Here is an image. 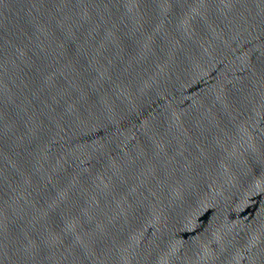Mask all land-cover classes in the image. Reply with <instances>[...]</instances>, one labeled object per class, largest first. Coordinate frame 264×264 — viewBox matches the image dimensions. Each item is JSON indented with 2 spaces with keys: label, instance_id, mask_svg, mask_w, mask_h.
<instances>
[{
  "label": "water",
  "instance_id": "obj_1",
  "mask_svg": "<svg viewBox=\"0 0 264 264\" xmlns=\"http://www.w3.org/2000/svg\"><path fill=\"white\" fill-rule=\"evenodd\" d=\"M0 264H264V0H0Z\"/></svg>",
  "mask_w": 264,
  "mask_h": 264
}]
</instances>
